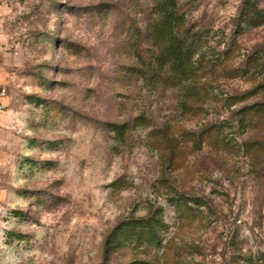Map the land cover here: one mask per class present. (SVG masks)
Listing matches in <instances>:
<instances>
[{
    "label": "rangeland",
    "instance_id": "374dc122",
    "mask_svg": "<svg viewBox=\"0 0 264 264\" xmlns=\"http://www.w3.org/2000/svg\"><path fill=\"white\" fill-rule=\"evenodd\" d=\"M155 1L0 0V264H99L156 209L161 246L109 264H264V23L241 17L264 0H177L201 35L185 104L131 70Z\"/></svg>",
    "mask_w": 264,
    "mask_h": 264
},
{
    "label": "trees",
    "instance_id": "16d2710c",
    "mask_svg": "<svg viewBox=\"0 0 264 264\" xmlns=\"http://www.w3.org/2000/svg\"><path fill=\"white\" fill-rule=\"evenodd\" d=\"M241 17L248 27H257L264 23V12L254 5L246 12H242ZM144 36L151 49L149 55L144 57V50L141 49L143 39L139 32L135 33L134 42H137L135 56L139 64L132 67L133 74L152 86L179 87L183 90L185 98L183 104H185L190 90L195 88L196 71L199 67L195 66L198 61L195 55L199 56L200 33L186 26L184 14L180 12L177 0H156ZM263 105L264 101L253 104L252 108ZM244 111L245 108L238 112ZM137 122L143 123V117L135 118L134 126ZM108 127L113 132L114 138L123 142L131 125L128 121H121L110 122ZM204 135L205 130L201 131L200 136ZM193 200L200 203L198 198ZM177 206L181 204L177 203ZM157 213V209L149 210L146 216L129 217L114 225L104 237L102 260L99 264H109L110 257L124 249H131L134 252L143 249L142 252L147 253L151 248L160 247L159 233L166 226ZM122 264H149V261L132 258Z\"/></svg>",
    "mask_w": 264,
    "mask_h": 264
},
{
    "label": "built area",
    "instance_id": "2783aa9c",
    "mask_svg": "<svg viewBox=\"0 0 264 264\" xmlns=\"http://www.w3.org/2000/svg\"><path fill=\"white\" fill-rule=\"evenodd\" d=\"M8 97L7 87L0 76V113L6 108V99Z\"/></svg>",
    "mask_w": 264,
    "mask_h": 264
}]
</instances>
